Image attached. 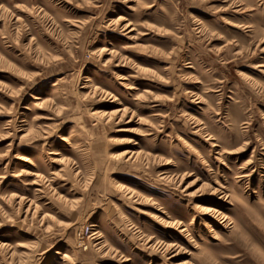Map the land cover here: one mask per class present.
<instances>
[{
    "label": "rangeland",
    "instance_id": "rangeland-1",
    "mask_svg": "<svg viewBox=\"0 0 264 264\" xmlns=\"http://www.w3.org/2000/svg\"><path fill=\"white\" fill-rule=\"evenodd\" d=\"M0 264H264V0H0Z\"/></svg>",
    "mask_w": 264,
    "mask_h": 264
}]
</instances>
